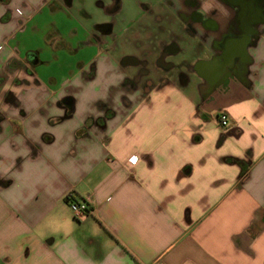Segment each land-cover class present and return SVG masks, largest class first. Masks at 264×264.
Returning <instances> with one entry per match:
<instances>
[{"label":"crops","instance_id":"1","mask_svg":"<svg viewBox=\"0 0 264 264\" xmlns=\"http://www.w3.org/2000/svg\"><path fill=\"white\" fill-rule=\"evenodd\" d=\"M70 1L0 0V264H264V0L115 35Z\"/></svg>","mask_w":264,"mask_h":264},{"label":"rangeland","instance_id":"2","mask_svg":"<svg viewBox=\"0 0 264 264\" xmlns=\"http://www.w3.org/2000/svg\"><path fill=\"white\" fill-rule=\"evenodd\" d=\"M70 2L64 12H67L76 26L80 23L88 25L91 29L94 27L97 29L101 23L114 24L108 32L109 35H115L117 31L121 30L123 24L129 21L135 20L137 24H140L164 19L168 13L167 5L161 0H72ZM58 17L63 18L64 16L56 14V19ZM128 33L129 31L123 35L129 36ZM123 48L127 52L130 50L131 44L125 43ZM141 59L142 62L147 61V58ZM145 68L152 71L148 61Z\"/></svg>","mask_w":264,"mask_h":264},{"label":"water","instance_id":"3","mask_svg":"<svg viewBox=\"0 0 264 264\" xmlns=\"http://www.w3.org/2000/svg\"><path fill=\"white\" fill-rule=\"evenodd\" d=\"M257 10V9H256ZM261 8L258 9L257 22H261L262 16L260 15ZM248 36H241L237 39H227L223 44L222 62L228 69L237 70L240 63L245 61V47L248 42Z\"/></svg>","mask_w":264,"mask_h":264},{"label":"flooded vegetation","instance_id":"4","mask_svg":"<svg viewBox=\"0 0 264 264\" xmlns=\"http://www.w3.org/2000/svg\"><path fill=\"white\" fill-rule=\"evenodd\" d=\"M161 1L164 2L167 6H172L174 4L173 0H161ZM202 1L203 0H181L180 1L181 5H183L189 9V12L186 16L190 19V21L194 22V21L201 19L202 14L199 12V8H200ZM223 1L227 2V3H232L235 0H223ZM236 1H238L242 6H245L247 4V0H236ZM182 16H184V15H182ZM158 18H160V17L158 16ZM188 28H189L188 30L191 34H196L195 27L189 26ZM251 32H252V36L256 35V33H257L255 30H254V32L253 31H251ZM249 35H250V33H249ZM243 36H248V34L243 35ZM250 43H251V40L248 39V42H247L246 47H245V51H246L247 46Z\"/></svg>","mask_w":264,"mask_h":264},{"label":"built area","instance_id":"5","mask_svg":"<svg viewBox=\"0 0 264 264\" xmlns=\"http://www.w3.org/2000/svg\"><path fill=\"white\" fill-rule=\"evenodd\" d=\"M227 123H228L227 115L225 113H221L220 125L226 126ZM68 206H69V209L71 210L73 216L77 219H83L89 213V207H88L86 202L75 201L73 199H69Z\"/></svg>","mask_w":264,"mask_h":264}]
</instances>
